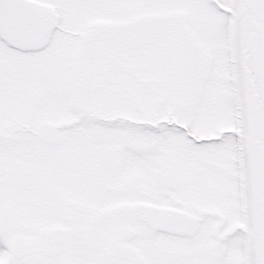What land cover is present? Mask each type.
I'll list each match as a JSON object with an SVG mask.
<instances>
[{
  "label": "snow or ice",
  "instance_id": "6c2138e0",
  "mask_svg": "<svg viewBox=\"0 0 264 264\" xmlns=\"http://www.w3.org/2000/svg\"><path fill=\"white\" fill-rule=\"evenodd\" d=\"M0 264H264V0H0Z\"/></svg>",
  "mask_w": 264,
  "mask_h": 264
}]
</instances>
